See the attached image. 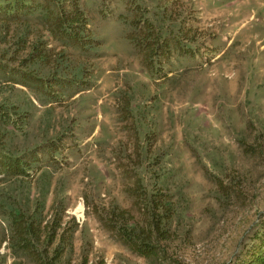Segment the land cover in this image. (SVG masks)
<instances>
[{"label": "rangeland", "instance_id": "374dc122", "mask_svg": "<svg viewBox=\"0 0 264 264\" xmlns=\"http://www.w3.org/2000/svg\"><path fill=\"white\" fill-rule=\"evenodd\" d=\"M0 264H264V0H0Z\"/></svg>", "mask_w": 264, "mask_h": 264}, {"label": "trees", "instance_id": "16d2710c", "mask_svg": "<svg viewBox=\"0 0 264 264\" xmlns=\"http://www.w3.org/2000/svg\"><path fill=\"white\" fill-rule=\"evenodd\" d=\"M23 221H25V217H23L21 214L15 215L16 225H18V226L22 225V227H23ZM20 230H21V228H20Z\"/></svg>", "mask_w": 264, "mask_h": 264}]
</instances>
